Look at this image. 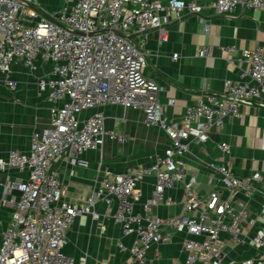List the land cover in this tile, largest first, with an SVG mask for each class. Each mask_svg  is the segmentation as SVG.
Wrapping results in <instances>:
<instances>
[{
  "label": "built area",
  "instance_id": "obj_1",
  "mask_svg": "<svg viewBox=\"0 0 264 264\" xmlns=\"http://www.w3.org/2000/svg\"><path fill=\"white\" fill-rule=\"evenodd\" d=\"M37 3L0 0V82L13 92L18 88L11 78L14 64L31 71L51 64L50 72L37 78V88L39 96L46 94L53 105L49 125L31 135L30 154L12 152L0 159V176L12 169L29 173L26 183L5 186L6 194L17 190L21 198L12 201L15 212L3 234L0 264H74L63 249L75 221L83 215L100 220L97 203L111 206L114 199L118 207L112 218L125 235L135 238L126 264H145L148 251L164 242L166 228L187 236L185 261L176 264H264L262 174L239 178L229 163L211 161L203 163L218 177L221 191L199 194L197 175L184 181L192 146L208 144L226 120L241 116L245 104L264 109V48L230 58L231 65L246 64L248 69L241 70L238 80L225 81L223 96L207 95L204 102L187 108L180 122H174L165 116L160 102L163 88L144 75L147 55L127 37L157 32L160 44L167 42L169 20L164 15L174 21L185 14L202 17L205 7L197 0H66L53 19L41 17L34 8ZM239 8L259 12L264 18V0H216L213 4L216 16L229 17ZM228 51L237 53L234 47ZM208 54L204 48L199 56ZM172 60L178 61L179 55L174 54ZM109 105L142 111L147 124L164 131L172 146L154 166L130 168L104 180V188L94 190L87 204H71L64 199L63 183L54 166L65 161L88 168L89 162L82 157L86 152H101L108 140H127V135L106 128L103 113L81 119L82 113ZM217 148L230 156L229 144ZM147 178L155 179L152 198L136 212L142 198L138 185ZM184 182L182 215L166 220L154 216V208L176 204L167 193ZM253 202L259 203L257 210L251 207ZM243 225L247 226L244 231ZM225 235L234 246L251 248L253 255L229 259L224 252Z\"/></svg>",
  "mask_w": 264,
  "mask_h": 264
},
{
  "label": "crops",
  "instance_id": "obj_2",
  "mask_svg": "<svg viewBox=\"0 0 264 264\" xmlns=\"http://www.w3.org/2000/svg\"><path fill=\"white\" fill-rule=\"evenodd\" d=\"M197 1L205 7L202 17L206 18V23L198 15L185 14L182 20L174 21L166 14L170 31L167 42L160 44L157 32H150L146 37L138 33L129 36L147 55L144 75L163 88L160 102L165 116L174 122H180L187 108L204 102L207 95L223 96L225 81L238 80L241 70L248 69L246 64L231 65L230 58H238L241 53L257 47L264 48L261 13L239 8L229 17L216 16L213 10L216 0ZM65 5L66 0H38L34 8L41 17L53 19ZM233 47L237 49L234 55L228 51ZM204 48L209 54L201 58L199 54ZM174 54L179 55L178 61L172 60ZM51 69V64L41 65L33 71L22 64H14L10 70L11 78L18 83V88L12 92L0 82V159L9 158L12 152L29 155L31 135L49 125L53 105L46 94L39 96L37 78ZM96 113L105 115L108 130L127 135V140L124 143L108 140L101 152H86L82 157L89 162L88 168L65 161L54 166L63 183L64 199L71 204H87L94 190L104 188V180L122 175L130 168L138 170L154 166L172 146L170 137L160 128L148 125L140 110L109 105L84 112L81 119H89ZM222 143L229 144L230 156L225 157L218 150L217 145ZM191 152L186 158L184 181L197 175L196 190L201 195L221 191L218 177L206 169L203 162L225 161L239 178H248L255 172L264 177V109L252 103L245 104L240 117L226 120L219 130H215L208 144L192 146ZM28 180L27 171L16 169L0 176V246L15 212L12 201L21 198L17 190L6 194L5 186L23 184ZM185 182L167 193L176 204L154 208V216L166 220L182 215ZM154 185V178H147L138 185L142 198L136 203V212H141V205L152 198ZM258 204L250 203L255 210ZM117 207L116 199L111 206L99 202L96 211L101 215L100 220L94 221L90 215L77 218L63 249L66 255L74 258V264H126L130 261L129 249L135 238L125 235L122 226L112 218ZM246 227L240 228L244 231ZM163 236L164 242L148 251L145 264L183 263V242L187 236L171 228H166ZM224 239V252L229 259L242 260L253 255L251 248L234 246L227 235Z\"/></svg>",
  "mask_w": 264,
  "mask_h": 264
},
{
  "label": "water",
  "instance_id": "obj_3",
  "mask_svg": "<svg viewBox=\"0 0 264 264\" xmlns=\"http://www.w3.org/2000/svg\"><path fill=\"white\" fill-rule=\"evenodd\" d=\"M47 18L49 19L48 16H47ZM119 35H122V34H119ZM122 36H124V35H122ZM125 37H127V36H125ZM127 39L130 40V41H132V39H131L130 37H127ZM132 42H133V41H132Z\"/></svg>",
  "mask_w": 264,
  "mask_h": 264
}]
</instances>
